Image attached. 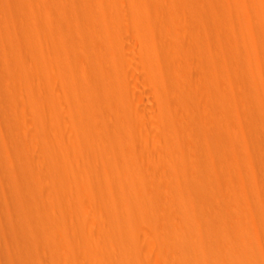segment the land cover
<instances>
[{"label": "bare ground", "instance_id": "bare-ground-1", "mask_svg": "<svg viewBox=\"0 0 264 264\" xmlns=\"http://www.w3.org/2000/svg\"><path fill=\"white\" fill-rule=\"evenodd\" d=\"M246 13L0 0V264H264V3L256 32Z\"/></svg>", "mask_w": 264, "mask_h": 264}, {"label": "rangeland", "instance_id": "rangeland-1", "mask_svg": "<svg viewBox=\"0 0 264 264\" xmlns=\"http://www.w3.org/2000/svg\"><path fill=\"white\" fill-rule=\"evenodd\" d=\"M262 3H264V0H261ZM244 3V7L247 11L246 14H239V18L241 19V21L246 22L247 25H249L251 27V29L256 32V27L259 25L258 21H259V8L260 6H262V3L260 2V0H243ZM249 29V28H248ZM235 30H237L236 34H238V28L235 27ZM6 107H7V102H5V100L3 98L0 97V120H4L6 117ZM23 143H21L18 147L19 150H25V146L23 147ZM23 147V148H22ZM13 164L15 163L18 164L20 162H22V160H20L18 158V156L14 155L13 159Z\"/></svg>", "mask_w": 264, "mask_h": 264}]
</instances>
